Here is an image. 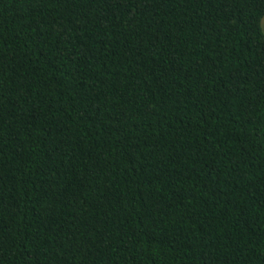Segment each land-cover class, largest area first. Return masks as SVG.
<instances>
[{
  "label": "trees",
  "instance_id": "16d2710c",
  "mask_svg": "<svg viewBox=\"0 0 264 264\" xmlns=\"http://www.w3.org/2000/svg\"><path fill=\"white\" fill-rule=\"evenodd\" d=\"M264 0H0V264H264Z\"/></svg>",
  "mask_w": 264,
  "mask_h": 264
},
{
  "label": "rangeland",
  "instance_id": "374dc122",
  "mask_svg": "<svg viewBox=\"0 0 264 264\" xmlns=\"http://www.w3.org/2000/svg\"><path fill=\"white\" fill-rule=\"evenodd\" d=\"M262 29H263V32H264V19L262 21Z\"/></svg>",
  "mask_w": 264,
  "mask_h": 264
}]
</instances>
